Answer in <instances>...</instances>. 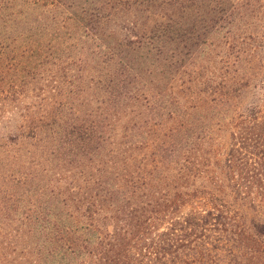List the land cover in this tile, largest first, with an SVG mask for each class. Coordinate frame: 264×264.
Returning a JSON list of instances; mask_svg holds the SVG:
<instances>
[{
    "label": "trees",
    "instance_id": "trees-1",
    "mask_svg": "<svg viewBox=\"0 0 264 264\" xmlns=\"http://www.w3.org/2000/svg\"><path fill=\"white\" fill-rule=\"evenodd\" d=\"M0 264H264V0H0Z\"/></svg>",
    "mask_w": 264,
    "mask_h": 264
},
{
    "label": "rangeland",
    "instance_id": "rangeland-1",
    "mask_svg": "<svg viewBox=\"0 0 264 264\" xmlns=\"http://www.w3.org/2000/svg\"><path fill=\"white\" fill-rule=\"evenodd\" d=\"M217 135H219L218 138H219V140L221 142V145L227 142V134H226V132L223 131L220 134H218L217 132H215L214 133V137L217 138Z\"/></svg>",
    "mask_w": 264,
    "mask_h": 264
}]
</instances>
